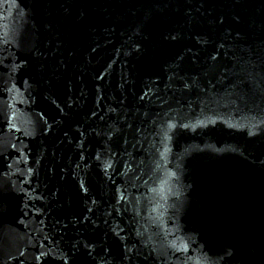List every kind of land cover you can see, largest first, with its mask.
Masks as SVG:
<instances>
[{
  "label": "water",
  "instance_id": "1",
  "mask_svg": "<svg viewBox=\"0 0 264 264\" xmlns=\"http://www.w3.org/2000/svg\"><path fill=\"white\" fill-rule=\"evenodd\" d=\"M0 89L152 180L264 214V0H0Z\"/></svg>",
  "mask_w": 264,
  "mask_h": 264
}]
</instances>
